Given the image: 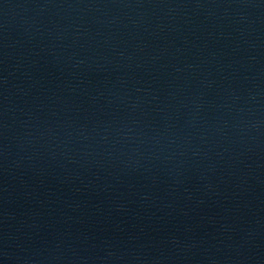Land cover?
<instances>
[{
  "label": "water",
  "instance_id": "1",
  "mask_svg": "<svg viewBox=\"0 0 264 264\" xmlns=\"http://www.w3.org/2000/svg\"><path fill=\"white\" fill-rule=\"evenodd\" d=\"M0 264H264V0H0Z\"/></svg>",
  "mask_w": 264,
  "mask_h": 264
}]
</instances>
